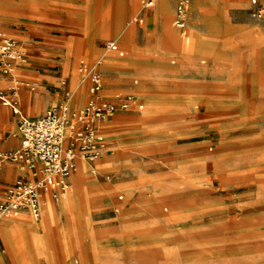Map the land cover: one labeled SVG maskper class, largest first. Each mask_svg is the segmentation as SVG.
<instances>
[{
	"label": "rangeland",
	"instance_id": "1",
	"mask_svg": "<svg viewBox=\"0 0 264 264\" xmlns=\"http://www.w3.org/2000/svg\"><path fill=\"white\" fill-rule=\"evenodd\" d=\"M156 1L145 17L142 0H0L4 36L20 40L11 28L25 21L65 26L63 52L50 63L69 104L84 95L73 108L88 96L79 67L97 62L105 95L136 94L143 103L106 123L110 151L84 161L96 174L88 173L90 190L78 200L77 247L66 232L52 245L43 215L22 223L0 215L14 264H28L27 256L53 264L63 255L65 264H264V19L251 10L264 0H190L188 44L169 26L174 0L168 29L163 13L171 9L160 0L158 14ZM117 26L120 38L112 35ZM106 39L116 48L107 50ZM15 78L20 89L38 83ZM152 101L159 104L150 110ZM146 110L153 121L129 122ZM116 119L129 121L112 126ZM72 183L66 193L78 195ZM76 207L57 218L71 231Z\"/></svg>",
	"mask_w": 264,
	"mask_h": 264
},
{
	"label": "built area",
	"instance_id": "2",
	"mask_svg": "<svg viewBox=\"0 0 264 264\" xmlns=\"http://www.w3.org/2000/svg\"><path fill=\"white\" fill-rule=\"evenodd\" d=\"M155 0H142L144 8L153 6ZM190 0H177L173 24L185 34ZM252 15L264 19V2L252 10ZM138 22V18L133 19ZM107 50L115 48L114 40L104 44ZM119 56L123 52H118ZM28 58L19 42L4 36L0 23V78H10L14 84L0 86V103L19 114L18 134L20 144L17 148L0 151V169L8 163L18 165L28 173V177L19 176L3 193L0 200V215L16 217L29 213L34 220L41 214V195L48 192L58 199L70 185V176L76 167V159L87 162L97 160L105 146V139L99 130V123L109 119L118 111L142 109V104L133 94H116L115 100L102 97V76L97 62L89 69L85 64L79 67L89 77V98L79 108L69 104L68 92L64 99L50 105L43 115L28 118L21 114L19 89L23 81L15 78L14 71L19 65L26 64ZM2 248L0 246V254Z\"/></svg>",
	"mask_w": 264,
	"mask_h": 264
},
{
	"label": "crops",
	"instance_id": "3",
	"mask_svg": "<svg viewBox=\"0 0 264 264\" xmlns=\"http://www.w3.org/2000/svg\"><path fill=\"white\" fill-rule=\"evenodd\" d=\"M159 1L160 0L156 1V8H155L156 12H157V6H158ZM261 2H264V1H260L259 3H261ZM176 3H177V0H174L172 21L169 22V26L171 29H175V31L178 33V36L184 41L185 44H188L190 41V34H189V29H188V18H187V23H186V28H185V34H182L181 30L176 28L173 24ZM117 4H118V2H117ZM166 4L171 9V3L169 0H166ZM257 5L254 6L253 8H251V10H254L257 7ZM189 6H190V4H189ZM151 8L152 7L144 8L142 5V9L145 10V15H144L145 17L147 16V12L149 10H151ZM188 10H189V7H188ZM171 14H172V9H171V13L167 16V18L170 17ZM134 18H138L139 19L138 23H141V18L138 16L133 17L131 19V22H135L133 20ZM120 22H121V18L119 21V25H120ZM217 22H219V20ZM0 23H1V30H2L3 22L0 20ZM171 23L174 27L171 26ZM64 28H65V26L60 25V24L59 25H44V24H36V23L30 22V21H25L24 26H22V28H11L13 31L12 32L13 35L21 37L20 40H17V41L19 42L21 48H22V46H25V48L24 49L22 48V50L25 52V54L28 58V62H27L28 66H26L27 63L17 66L15 68L14 75L21 74L24 77L34 78V79L38 80V83H35L31 87L29 86L28 83H26L25 86H23L21 89H19L18 107H19L21 114H23L24 116H26L28 118H37V117L43 115L45 110L50 105H53L57 102H60L65 97L62 94V90L60 89V86H59L61 83V80H62V76L57 74L56 70L53 69V66L50 63V61H51L50 57L52 56V53L59 52V51L63 52V41L61 40L63 38V36L59 34V31H62ZM119 29H120V26H117L115 28V30L112 34L113 37L120 38V36L117 34V31ZM185 36H187V37H185ZM196 39H200V38L198 36H196ZM107 40H114V39H106V40H104V44H105V41H107ZM200 40H202V39H200ZM160 41L163 42L162 37H161ZM115 48H116V46H115ZM119 51L123 52V55H121V56H124L123 50L116 51L117 55L119 56V54H118ZM171 62L173 63L174 60H172ZM203 62H204V60H203ZM22 70H25L26 72L24 73V72H22ZM99 71L101 72L100 69H99ZM101 74H102V72H101ZM4 80H10V78H0V86L7 87L6 86L7 83ZM133 81H134V84H136L138 80L134 79ZM89 85H90V82H89L88 87H87L88 96H87L85 103L87 102V100L89 98V92H88ZM100 93H101L102 97L107 99V100H112V101L115 100L114 96H107L104 94L103 80H102V88H101ZM125 94H129V93H125ZM133 95L137 98V101L140 104H142V108H143V103H142L141 99L138 96H136V94H133ZM83 97H84V95H76V98L72 99V103H70V106L71 107H72V105L76 106L79 103H81L83 101ZM148 104L149 105L147 106V108H150V110H151V108L157 106L159 103L152 101V102H149ZM141 110L142 109H140V110L133 109L130 111H118V112L114 113L109 119L99 123V130L103 134L104 139H105V146H104L102 154L99 158L106 155L107 152L110 151V149L108 148V142H107V138L105 135L107 129L109 128L108 124H106V123L114 120L117 117V115L121 114L122 112H134V111L139 112ZM148 112H149V110L144 111L139 117H137L136 119H132V121H129L128 119H124V120H121L117 123L120 124V123H123L125 121L128 123V121H129L134 125L143 126L145 123L151 122L155 118V117L153 118L149 114H147ZM18 119H19L18 113L14 112L10 107L4 106L0 103V151L14 149V148H17L19 146L20 137L18 134ZM114 125H116V124H113L112 126H114ZM16 129H17V132H16ZM132 129H134V128H132ZM136 130H138V129H136ZM78 161L84 162V160H80L79 158L76 159V169H77V162ZM89 170L92 174H96V170L93 166L89 167ZM74 174H76V170H74V173L72 175H74ZM19 176L28 177L29 175H28V173L24 172L23 170H20L19 166L16 164L8 163V164H5L0 169V200L3 198V193H4V190L6 189V187H8L11 183H13L14 180ZM69 181L71 184V177H70ZM103 192H104V190H98L96 192V194L103 193ZM64 194H62V195H64ZM47 198L50 201L54 202L55 204H57V202L59 200V198L53 199L48 192L42 193L40 218H42L43 211L45 208V202L44 201H46ZM121 200H123V195L118 196V201H121ZM76 206H77L75 208L76 210L72 213L73 214V220H74L72 231L70 230L69 226L67 225V222L64 221V223H61L60 219H56L54 222L55 226L57 228V234L52 233L51 230L48 228V231L49 230L50 231L48 232L47 236H49L48 239H50V241L52 242V245H54L58 240L61 239L63 232H66L70 238V241H71L73 248L78 246V242L80 240L77 239V237L75 236V234H76L75 231L77 228V224H76L75 220L77 217H79L81 215L83 205L79 201L76 204ZM116 210H117V208H116ZM20 215H23L25 217L29 216L32 218V216L27 212L22 213ZM2 222H6V220L1 221L0 223H2ZM44 239L46 240V238H44ZM45 240H44V242H45ZM0 246L2 248V253L0 254V261L1 260L4 261V259L7 258L8 256L10 257V255L6 252V246L4 244L1 233H0ZM10 259H11L12 264H14V261L12 260L11 257H10ZM32 259L33 258H30L29 256H27L28 264H32ZM65 261H66L65 255H63V256H61V258H58V259H57V257L55 258V256H53L51 258L50 262L53 264H57V263L58 264H65ZM48 264H49V262H48Z\"/></svg>",
	"mask_w": 264,
	"mask_h": 264
},
{
	"label": "bare ground",
	"instance_id": "4",
	"mask_svg": "<svg viewBox=\"0 0 264 264\" xmlns=\"http://www.w3.org/2000/svg\"><path fill=\"white\" fill-rule=\"evenodd\" d=\"M163 6L162 3H160V7ZM164 15V24L166 26V29H168L167 27V14L166 12L163 13ZM171 26L174 27L171 23ZM168 32H170L168 30ZM175 36V35H173ZM187 37V36H185ZM183 38V37H182ZM124 120V119H116L114 124ZM119 124V123H117ZM106 126V125H105ZM81 160V159H80ZM105 164V163H104ZM108 165V164H107ZM76 170V174L72 175L71 174V184L69 185V188L67 191H71L73 189V183H72V179L74 180V183L76 185V187L78 188V195L75 194H71V193H65L64 195H62V199L60 201V203L58 205L52 203L49 199H46L45 202V208L43 211V221L44 224L46 225V228L52 230V232H55V220L61 215V214H65V215H69L72 208L74 206H76V204L78 203L79 198H82V200L84 201L85 195H87L86 193H88L87 191H89L90 189L86 186L87 184V176L88 173L91 174L90 170H89V166L87 164H85L83 161H78L77 162V169L75 167ZM75 190V189H74ZM96 189L93 188V191H95ZM98 191V190H96ZM87 201V200H86ZM28 221V222H32L31 220H26L24 218V216H18L14 218V221L17 223H22V221ZM2 225V223H0V226ZM32 238L36 239V240H40L41 236L40 234H38L37 232H33L32 234Z\"/></svg>",
	"mask_w": 264,
	"mask_h": 264
}]
</instances>
